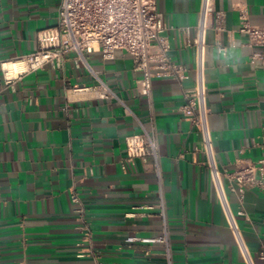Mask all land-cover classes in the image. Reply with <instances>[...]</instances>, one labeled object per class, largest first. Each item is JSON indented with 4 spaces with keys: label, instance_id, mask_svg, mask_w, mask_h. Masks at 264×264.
<instances>
[{
    "label": "crops",
    "instance_id": "obj_1",
    "mask_svg": "<svg viewBox=\"0 0 264 264\" xmlns=\"http://www.w3.org/2000/svg\"><path fill=\"white\" fill-rule=\"evenodd\" d=\"M60 3L0 0V264H166L164 244L126 241L163 232L161 197L173 264H248L205 163L201 134L181 110L185 90L196 84L190 43L201 0H158L170 54L188 76H154L149 96L139 92L143 71L128 52L118 49L108 60L85 53L114 92L110 97L75 90L98 83L77 52L36 70L17 62L39 48ZM214 3L213 22L220 13L224 29L206 35V97L216 161L234 170L239 159L264 158V48L239 31L243 14L264 27V0ZM154 126L162 191L154 171L127 158L126 136ZM73 190L85 206L84 221L74 211ZM227 195L254 263L264 264V189L227 188ZM242 208L249 220L238 213Z\"/></svg>",
    "mask_w": 264,
    "mask_h": 264
},
{
    "label": "built area",
    "instance_id": "obj_2",
    "mask_svg": "<svg viewBox=\"0 0 264 264\" xmlns=\"http://www.w3.org/2000/svg\"><path fill=\"white\" fill-rule=\"evenodd\" d=\"M157 2L158 0H61L57 23L43 29L39 34V48L23 55L19 60L25 64L23 70H36L49 62L65 60L71 52H77L79 58L90 67L85 53L100 52L102 58L108 60L114 58L116 50L122 49L132 56L134 68L143 71V76L138 79L141 94L150 95L154 76H172L183 80L188 76L187 67L175 61L170 54L171 42L164 33L167 26ZM214 11V0H201L199 18L195 26L197 33L190 43L197 52L196 84L192 89L185 90V103L181 110L201 134L202 147L206 153L205 163L210 169L234 240L247 263L255 264L237 216L230 207L227 188L232 191L244 190L246 187L264 189V158L239 159L234 170L220 167L216 161L204 76L207 32L212 27L224 29L220 13H216L213 22ZM239 31L248 35L250 44L264 48V27L251 23L245 14L242 15ZM219 50L225 52L226 47L220 45ZM257 55L262 57L263 53L259 52ZM3 67L8 83L10 76L6 66ZM90 69L98 83L92 86H75V90H97L102 97L113 96L114 92L98 76V72L91 67ZM126 146L128 160L140 158L155 172L162 191V154L155 126L152 130L144 127L141 132L127 135ZM70 196L74 211L80 214V219L84 221L85 206L82 198L75 190L71 191ZM159 206L163 232L153 237L130 235L126 241L129 244L138 240L160 242L165 246L166 264H173L170 230L162 197ZM238 213L250 219L243 208ZM259 256L264 260V244L259 250Z\"/></svg>",
    "mask_w": 264,
    "mask_h": 264
},
{
    "label": "bare ground",
    "instance_id": "obj_3",
    "mask_svg": "<svg viewBox=\"0 0 264 264\" xmlns=\"http://www.w3.org/2000/svg\"><path fill=\"white\" fill-rule=\"evenodd\" d=\"M17 62L21 63V64L23 65V67L25 68V64H24L23 62H21V61H17ZM5 66H6V68H8L9 73H10V69H9V68H11L10 65H8V66H9V67H8L7 64H5ZM10 74H11V73H10Z\"/></svg>",
    "mask_w": 264,
    "mask_h": 264
}]
</instances>
